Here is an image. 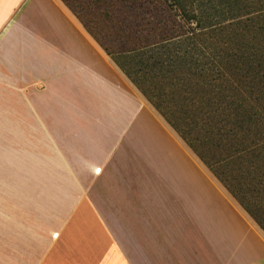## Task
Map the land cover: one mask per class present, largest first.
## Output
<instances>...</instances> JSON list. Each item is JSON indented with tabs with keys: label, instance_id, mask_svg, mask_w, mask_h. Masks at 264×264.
Wrapping results in <instances>:
<instances>
[{
	"label": "crops",
	"instance_id": "0c3cea01",
	"mask_svg": "<svg viewBox=\"0 0 264 264\" xmlns=\"http://www.w3.org/2000/svg\"><path fill=\"white\" fill-rule=\"evenodd\" d=\"M40 41L47 69L24 66ZM58 63L78 97L65 118L41 94ZM9 128L72 196L32 264H264L262 230L62 0H0V134Z\"/></svg>",
	"mask_w": 264,
	"mask_h": 264
},
{
	"label": "trees",
	"instance_id": "16d2710c",
	"mask_svg": "<svg viewBox=\"0 0 264 264\" xmlns=\"http://www.w3.org/2000/svg\"><path fill=\"white\" fill-rule=\"evenodd\" d=\"M264 233V0H62Z\"/></svg>",
	"mask_w": 264,
	"mask_h": 264
},
{
	"label": "rangeland",
	"instance_id": "374dc122",
	"mask_svg": "<svg viewBox=\"0 0 264 264\" xmlns=\"http://www.w3.org/2000/svg\"><path fill=\"white\" fill-rule=\"evenodd\" d=\"M50 33L51 39L55 37L57 42L63 43L61 47L69 42L65 40V37L68 38L67 35L56 36L51 30ZM72 39L75 40L76 37ZM43 44L45 48L50 46L49 41L47 43L40 41L38 47L34 49V46L25 48L24 66L30 67L37 63L40 69L42 67L47 69L48 57L41 53ZM50 50L52 51L53 47L48 48L49 54ZM52 53L53 57L66 56L63 49L59 52L54 50ZM92 62L93 60L91 62L87 60L88 64ZM65 67L64 63H58L56 69L62 74L51 81L45 79L40 81L46 86L41 94L55 111L63 110L64 118L66 113H76L72 111V105L78 98L73 88L67 85L72 80L69 79L70 72H63ZM31 73L34 76L35 69ZM40 75L42 71L39 70L33 82L37 81L36 78ZM36 88L34 91H37ZM90 112L95 114V111L90 110ZM90 112L88 114L92 118ZM84 120V117L78 115L75 121L66 122L76 127L75 123L79 125ZM2 132L0 134V142H2L0 145V264H32L36 258L35 253L43 248L44 242L48 238L51 239L50 237L57 239L59 232L54 233L53 229L55 225L57 226L60 217L67 214L69 210L67 203L72 196L64 175L43 174L49 170L34 169L31 158H27L31 156V151L18 150L15 128H9L8 135L4 134V129ZM69 178L68 184L71 185V177ZM202 208L205 206L202 205Z\"/></svg>",
	"mask_w": 264,
	"mask_h": 264
}]
</instances>
